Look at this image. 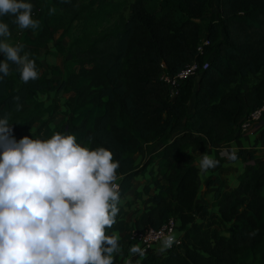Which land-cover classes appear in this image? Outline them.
Returning a JSON list of instances; mask_svg holds the SVG:
<instances>
[{
	"label": "trees",
	"instance_id": "trees-1",
	"mask_svg": "<svg viewBox=\"0 0 264 264\" xmlns=\"http://www.w3.org/2000/svg\"><path fill=\"white\" fill-rule=\"evenodd\" d=\"M73 1L25 0L39 27L22 31L17 45L35 61L38 78L23 82L11 62L9 75L0 73V119L8 118L12 137L48 139L59 132L112 152L119 162V212L106 234L122 235L114 264H264V126L252 137L261 149L232 153L245 163L235 186L217 190L208 204L198 201L201 169L195 163L198 153L218 145L220 166L226 160L218 156L220 146L243 137L236 127L264 102V0H216L218 21L207 16L214 0H176L186 13L173 6L171 17L159 18L135 0L114 32L74 47L62 68H45L40 48L62 30V12ZM14 21L11 14L0 16L11 34L20 28ZM203 38L209 45L199 53ZM5 59L0 53V62ZM194 62L199 70L170 98L161 76ZM258 73L263 77L244 88ZM49 91L71 95L64 114L48 100ZM147 146L156 149L141 167L135 157H144ZM138 177L145 178L141 189L122 203ZM169 220L176 224L177 245L122 258L133 231L158 230Z\"/></svg>",
	"mask_w": 264,
	"mask_h": 264
},
{
	"label": "clouds",
	"instance_id": "clouds-1",
	"mask_svg": "<svg viewBox=\"0 0 264 264\" xmlns=\"http://www.w3.org/2000/svg\"><path fill=\"white\" fill-rule=\"evenodd\" d=\"M32 4L0 0V16L15 17L21 29H37ZM11 35L0 22V37ZM16 46L0 40V73L9 75V62L18 66L27 83L38 78L35 61ZM8 118L0 119V264H114L119 237L106 234L119 212V162L104 147L90 149L72 134L54 133L48 139L11 135ZM235 160V154L229 156ZM218 161L203 155L201 172ZM176 242L163 235L160 251ZM132 254L144 255L138 245Z\"/></svg>",
	"mask_w": 264,
	"mask_h": 264
},
{
	"label": "rangeland",
	"instance_id": "rangeland-1",
	"mask_svg": "<svg viewBox=\"0 0 264 264\" xmlns=\"http://www.w3.org/2000/svg\"><path fill=\"white\" fill-rule=\"evenodd\" d=\"M42 1V0H39ZM135 0H74L71 6L67 7V11L62 12V30L58 31L50 42L40 48V60L45 68L50 67H63L66 59L71 57V50L77 46H88L93 37L104 30L114 32L120 22H125L129 16V6ZM146 4L148 11L156 13V17H171L170 8L177 7L184 13L186 8L183 4L176 0H143ZM161 2H166L164 8H160ZM217 11L216 0L213 1L212 10L208 13V17L213 21H218L219 17L215 15ZM25 29H17L16 32L11 34L7 38V42L13 46L17 45L19 34ZM62 33L66 34L61 43H58L59 37ZM31 37L32 35L29 34ZM263 75L258 73L256 75L249 76L245 79V86L260 80ZM50 92V91H49ZM52 95H48V100L52 98L54 102L61 106V112L64 114L65 102L69 100L71 95H59L54 92H50ZM42 99H46V96H42ZM64 115H61L60 119ZM252 140V138H245ZM243 144L249 143L243 140ZM156 147L147 146L145 149V156H136L135 160L138 165H142L146 162L149 154L155 151ZM147 178V176L145 177ZM145 178H137L134 180L133 186L139 188L142 185ZM206 181V180H205ZM203 181V182H205ZM202 185V184H201ZM132 194L129 193L123 198L122 203L131 202ZM137 209L139 203L134 205ZM133 212V211H132ZM129 213V218L132 215Z\"/></svg>",
	"mask_w": 264,
	"mask_h": 264
},
{
	"label": "crops",
	"instance_id": "crops-1",
	"mask_svg": "<svg viewBox=\"0 0 264 264\" xmlns=\"http://www.w3.org/2000/svg\"><path fill=\"white\" fill-rule=\"evenodd\" d=\"M262 125L264 126V119L259 124L256 132L258 133L261 129ZM243 140L248 142V145L243 144ZM218 145L209 146L206 151L203 153H198L195 158V163L199 167L200 160L203 155H208L211 158H215L214 152L217 150ZM241 149L255 150L261 149V146L258 142H254V140L245 139V137L229 139L228 142L220 146V150H226L228 156H230L233 152H236ZM219 150V151H220ZM250 164H253L251 162ZM245 163L240 160H230L226 158L223 162H221L220 166H215L213 168L208 169L206 172H201L199 177V197L198 201L200 203H210L213 195L217 190H229L232 189L236 184L237 176L243 171ZM200 168V167H199ZM212 176V178H211ZM139 178V177H138ZM206 180V181H205ZM205 181V182H203ZM202 184V185H201ZM134 189V186H133ZM130 192L134 193L135 191H139L141 189V185L139 188H135V190ZM118 235L119 239H121L122 235L115 233ZM137 245L136 243L129 242L128 248L125 249L122 258L126 255L128 256L131 246Z\"/></svg>",
	"mask_w": 264,
	"mask_h": 264
},
{
	"label": "built area",
	"instance_id": "built-area-1",
	"mask_svg": "<svg viewBox=\"0 0 264 264\" xmlns=\"http://www.w3.org/2000/svg\"><path fill=\"white\" fill-rule=\"evenodd\" d=\"M201 40V44L197 48L199 53H202V51H204L203 48L209 45L208 39L203 38ZM207 68L208 63L205 62L202 65L201 69L206 70ZM198 70L199 64L194 62L184 67L174 76L169 77L163 74L160 80L171 87L169 94L170 98H173L177 95V87L179 86V84L182 81L190 78L191 76H194ZM263 115L264 102L262 103L260 108L253 111L248 117H246L242 122L239 123V125L236 127L237 131L240 132L241 136L245 138L254 137L257 133L256 130L259 127V124L261 123ZM218 156L220 159L229 158L226 150H220ZM167 234H173L176 237V242L173 243L172 247L179 243V237L176 235V224L174 220H169L158 230L148 229L142 234L133 231L130 236V242L136 243L143 250V252H145L146 250L155 247H161V240L163 239V235ZM125 264H128V262H126Z\"/></svg>",
	"mask_w": 264,
	"mask_h": 264
}]
</instances>
